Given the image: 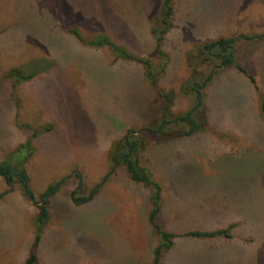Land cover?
Instances as JSON below:
<instances>
[{"label":"rangeland","instance_id":"1","mask_svg":"<svg viewBox=\"0 0 264 264\" xmlns=\"http://www.w3.org/2000/svg\"><path fill=\"white\" fill-rule=\"evenodd\" d=\"M162 3L0 0V163L38 133L21 166L31 198L16 162L0 176V264H24L55 185L35 264H155L151 192L126 171L128 151L175 235L160 264H264V0H172L164 25ZM101 38L147 59L156 82L137 59L89 44ZM220 38L245 72L203 48ZM192 84L205 128L185 135ZM217 229L229 237L187 234Z\"/></svg>","mask_w":264,"mask_h":264},{"label":"trees","instance_id":"2","mask_svg":"<svg viewBox=\"0 0 264 264\" xmlns=\"http://www.w3.org/2000/svg\"><path fill=\"white\" fill-rule=\"evenodd\" d=\"M171 2L172 0H163L162 6H161L162 14L158 21V24L161 21L162 22L161 24L164 25V22H166V19L169 18L171 14ZM152 32L156 33L157 29L152 28ZM71 33H73L80 39V36L77 33V31L71 30ZM159 42H160V37H158L157 39V43H158L157 45H159ZM233 43H234L233 38H220L211 43L204 44L203 48L208 53H211L212 56H216L217 58H219L220 64L222 66H229V65L235 64L234 58H233V53H234ZM89 44L107 45L113 51L116 59L118 58L137 59L138 61L142 63L144 67V75L148 79H150L152 83L156 82V79L154 76L155 74L153 73L151 64L147 59L135 58L130 53H128L126 50H124L123 48L119 46L114 45L112 42H110L109 40L105 38H101L99 40H94V39L89 40ZM214 49H216V51L212 52ZM235 67L238 68L240 71L245 72V70L240 65L235 64ZM11 76H15L17 78L16 81H23L29 77V76H24L23 74H20L17 71L14 74L12 71L8 75H6V77H11ZM250 79L253 81L252 78ZM206 80H208V78H206ZM201 87H202L201 85L192 84V90L194 91L195 97H196V104L189 113H186L180 119H178L179 121L185 122L188 126L187 130L184 132L185 135L193 134L205 128V120L203 116L200 115V118L197 121H195L192 117V113L194 111H198L199 114L201 113L199 110L200 103L202 102L201 92L199 91ZM260 115H261V118L264 120V102L260 104ZM37 134H38L37 132H33L31 137L27 138L24 142L17 145L16 148L9 153L8 162L3 161L2 163H0V176H3L4 178H6V180L9 181L8 173L9 171L12 170V166H13L11 162L13 161L16 162L17 167H18L16 175L26 193H29V190L26 185L27 177H26L24 169H22L21 166L27 160V155H30V152L32 150L31 140L35 138ZM24 150H26L25 155H23L22 153ZM128 155H129V151L125 155H122L121 160L124 163L126 171L128 172L130 178L133 181L141 182L142 184L150 188L151 208L148 213V219L154 225L156 232L160 235L161 242L154 249V263L160 264V258H161L162 251L164 249H169L172 246V238L175 235L173 233L163 230L157 220L158 213L160 210L159 209V192H160L159 185L156 182L152 181L149 173L142 167L138 166L136 161H132L131 159H129ZM52 189L53 190L51 191V188H50L49 191H47L43 195V199L41 200V202L37 204L38 212H37L36 219H35L36 225H37L35 245H34L33 250L28 255L27 259L25 260L24 264H35L36 263L37 257H36V253L34 249L38 243V239H39L38 233L45 219L48 217V211L45 206V204L47 203L46 196L48 192L51 191V193H53L56 190V185ZM187 234L191 236H195V237H213L217 235H224L226 237H229L228 229H217L213 231L194 230V231L187 232Z\"/></svg>","mask_w":264,"mask_h":264},{"label":"flooded vegetation","instance_id":"3","mask_svg":"<svg viewBox=\"0 0 264 264\" xmlns=\"http://www.w3.org/2000/svg\"><path fill=\"white\" fill-rule=\"evenodd\" d=\"M130 144L126 143V146L129 147ZM8 177H9V174H8Z\"/></svg>","mask_w":264,"mask_h":264},{"label":"water","instance_id":"4","mask_svg":"<svg viewBox=\"0 0 264 264\" xmlns=\"http://www.w3.org/2000/svg\"><path fill=\"white\" fill-rule=\"evenodd\" d=\"M28 196L31 198V195H30V192L28 193ZM81 200H79V202H80Z\"/></svg>","mask_w":264,"mask_h":264}]
</instances>
